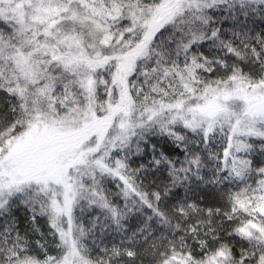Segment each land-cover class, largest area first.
Here are the masks:
<instances>
[{"label":"snow or ice","instance_id":"obj_1","mask_svg":"<svg viewBox=\"0 0 264 264\" xmlns=\"http://www.w3.org/2000/svg\"><path fill=\"white\" fill-rule=\"evenodd\" d=\"M0 264H264V0H0Z\"/></svg>","mask_w":264,"mask_h":264}]
</instances>
